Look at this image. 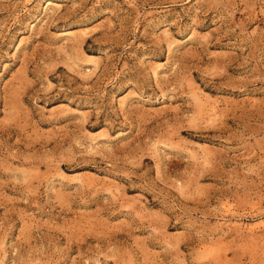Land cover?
I'll return each mask as SVG.
<instances>
[{"label": "rangeland", "instance_id": "1", "mask_svg": "<svg viewBox=\"0 0 264 264\" xmlns=\"http://www.w3.org/2000/svg\"><path fill=\"white\" fill-rule=\"evenodd\" d=\"M0 264H264V0H0Z\"/></svg>", "mask_w": 264, "mask_h": 264}]
</instances>
